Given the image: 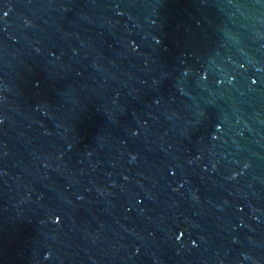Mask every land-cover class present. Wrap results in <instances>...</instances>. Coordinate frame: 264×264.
Here are the masks:
<instances>
[{
    "label": "water",
    "instance_id": "95a60500",
    "mask_svg": "<svg viewBox=\"0 0 264 264\" xmlns=\"http://www.w3.org/2000/svg\"><path fill=\"white\" fill-rule=\"evenodd\" d=\"M0 264H264V0H0Z\"/></svg>",
    "mask_w": 264,
    "mask_h": 264
}]
</instances>
